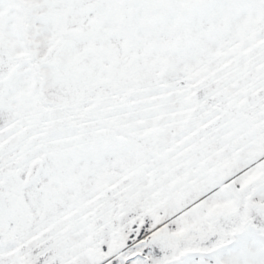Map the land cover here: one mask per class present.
Segmentation results:
<instances>
[{"label":"snow or ice","instance_id":"1","mask_svg":"<svg viewBox=\"0 0 264 264\" xmlns=\"http://www.w3.org/2000/svg\"><path fill=\"white\" fill-rule=\"evenodd\" d=\"M0 264H264V0H0Z\"/></svg>","mask_w":264,"mask_h":264}]
</instances>
